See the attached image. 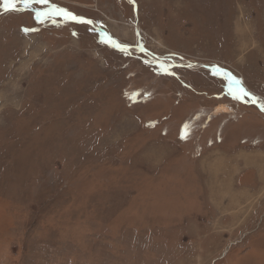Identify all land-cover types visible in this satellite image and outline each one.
<instances>
[{
  "label": "rangeland",
  "instance_id": "374dc122",
  "mask_svg": "<svg viewBox=\"0 0 264 264\" xmlns=\"http://www.w3.org/2000/svg\"><path fill=\"white\" fill-rule=\"evenodd\" d=\"M15 6L0 0V264H264V180L218 160L264 150L244 95L264 100V0Z\"/></svg>",
  "mask_w": 264,
  "mask_h": 264
},
{
  "label": "crops",
  "instance_id": "0c3cea01",
  "mask_svg": "<svg viewBox=\"0 0 264 264\" xmlns=\"http://www.w3.org/2000/svg\"><path fill=\"white\" fill-rule=\"evenodd\" d=\"M258 112L260 113V115H264V109H258ZM253 118L257 122L258 118L254 117V116H253ZM254 127L257 128L258 125L254 124ZM250 129L253 130V127L252 128L250 127ZM246 141H247V139H246ZM251 143H252V145H259V144L262 145L264 143V136L261 135V137H255L254 139H252ZM253 155H255L257 157V159L259 160V161H257L256 164L254 162L250 161L252 159L251 156H253ZM236 156L237 157L240 156V158L243 159L245 166H246V168H245L246 170L249 168L259 169V170H257L258 172L257 171L256 172L258 173L259 178L261 180L262 179L264 180V150H260V151L240 150V153H238V154H236V153L231 154L230 152L224 151V153H222L221 155L218 156V160L223 164L222 168H223L224 177L232 180L237 176L236 173H237L238 167L233 165L234 161H236ZM232 183H233L232 181L229 182V184H231V186H234V184H232Z\"/></svg>",
  "mask_w": 264,
  "mask_h": 264
},
{
  "label": "snow or ice",
  "instance_id": "6c2138e0",
  "mask_svg": "<svg viewBox=\"0 0 264 264\" xmlns=\"http://www.w3.org/2000/svg\"><path fill=\"white\" fill-rule=\"evenodd\" d=\"M31 2V0H25V4L26 6ZM37 3L40 4H46L48 2V0H36ZM3 6L5 11H14L16 6H15V0H3ZM59 12L63 13L65 16L70 17L73 20H81V18L76 17L75 15H73L70 12H67L64 9H58ZM41 15H46V13H37V17L41 16ZM81 22H84L83 20H81ZM243 91V90H242ZM244 95H248V93L244 92Z\"/></svg>",
  "mask_w": 264,
  "mask_h": 264
},
{
  "label": "water",
  "instance_id": "95a60500",
  "mask_svg": "<svg viewBox=\"0 0 264 264\" xmlns=\"http://www.w3.org/2000/svg\"><path fill=\"white\" fill-rule=\"evenodd\" d=\"M42 13H46V12H42ZM48 14V13H46ZM249 96L251 97V99L253 100V102L260 108V109H264V107L261 106V104H259L257 101H256V97L254 95H252L251 93H248Z\"/></svg>",
  "mask_w": 264,
  "mask_h": 264
},
{
  "label": "bare ground",
  "instance_id": "6f19581e",
  "mask_svg": "<svg viewBox=\"0 0 264 264\" xmlns=\"http://www.w3.org/2000/svg\"><path fill=\"white\" fill-rule=\"evenodd\" d=\"M188 64V63H187ZM258 97V96H257ZM256 101L259 103V104H263L264 103V100L262 98H256ZM262 102V103H261ZM264 105H262L263 107Z\"/></svg>",
  "mask_w": 264,
  "mask_h": 264
},
{
  "label": "flooded vegetation",
  "instance_id": "af4514ba",
  "mask_svg": "<svg viewBox=\"0 0 264 264\" xmlns=\"http://www.w3.org/2000/svg\"><path fill=\"white\" fill-rule=\"evenodd\" d=\"M114 42H115V44L120 45L117 41L114 40Z\"/></svg>",
  "mask_w": 264,
  "mask_h": 264
}]
</instances>
